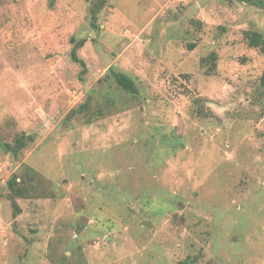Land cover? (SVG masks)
I'll return each instance as SVG.
<instances>
[{"label":"rangeland","instance_id":"obj_1","mask_svg":"<svg viewBox=\"0 0 264 264\" xmlns=\"http://www.w3.org/2000/svg\"><path fill=\"white\" fill-rule=\"evenodd\" d=\"M248 30L264 9L239 0H0V143L33 137L0 148V264H264ZM26 170L37 192L14 217Z\"/></svg>","mask_w":264,"mask_h":264},{"label":"trees","instance_id":"obj_2","mask_svg":"<svg viewBox=\"0 0 264 264\" xmlns=\"http://www.w3.org/2000/svg\"><path fill=\"white\" fill-rule=\"evenodd\" d=\"M239 1L250 6H257L259 8L264 9V1L262 0H239ZM97 5L98 4H95L93 6L92 16L94 19L97 18L96 15L101 10L100 6ZM244 39L250 48L257 49L264 54V35L261 32L248 30L244 33ZM84 45H85V40L78 41L71 54L73 61L79 63L81 66H85V62L77 56V50L82 48ZM211 56L213 60L216 59L215 53H213ZM110 71L112 72V75L116 80L117 84L123 90L129 93L136 92V86L132 79H130L129 77L123 74L114 73L112 68L110 69ZM259 82H260V86L264 89V72L260 77ZM82 108L83 109L87 108V105H84ZM74 112L76 111H73V113ZM26 138H29V140H31L33 137L21 136L16 139L15 145L9 143H4V144L0 143V148H2L8 154H13L14 156H18L20 151H22V149L26 146V141H25ZM26 171H27L26 177L24 176L19 177L17 175H14L8 182V189H9L8 198L12 204L14 217L18 216L22 210L18 203V200L30 198L32 196L34 197V195L37 192L35 171L33 170H30V172H28V170ZM179 264H192V263L189 260H185Z\"/></svg>","mask_w":264,"mask_h":264},{"label":"water","instance_id":"obj_3","mask_svg":"<svg viewBox=\"0 0 264 264\" xmlns=\"http://www.w3.org/2000/svg\"><path fill=\"white\" fill-rule=\"evenodd\" d=\"M80 222H81L82 225L84 226V225L86 224V219L82 218V219L80 220Z\"/></svg>","mask_w":264,"mask_h":264}]
</instances>
